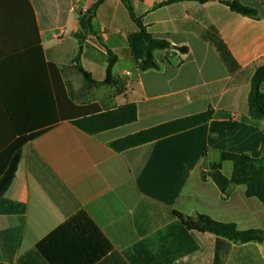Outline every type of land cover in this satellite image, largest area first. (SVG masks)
I'll return each instance as SVG.
<instances>
[{
    "label": "crops",
    "instance_id": "crops-1",
    "mask_svg": "<svg viewBox=\"0 0 264 264\" xmlns=\"http://www.w3.org/2000/svg\"><path fill=\"white\" fill-rule=\"evenodd\" d=\"M97 1L0 0V154L39 131L20 146L0 198V264H264V242L185 230L173 214L264 231V204L244 184L230 183L222 195L200 177L213 163L232 175L222 152L263 153L264 121L248 111L251 77L264 65L261 0H238L257 19L220 0H127L149 34L188 48L154 50L157 67L145 70L146 44L122 0H103L90 13ZM80 48L78 64L95 85L76 67ZM106 48L116 56L111 84L102 83ZM47 64L75 105L103 112L134 104L135 121L93 135L67 119L53 123ZM208 108L206 123L121 151L110 146Z\"/></svg>",
    "mask_w": 264,
    "mask_h": 264
},
{
    "label": "trees",
    "instance_id": "trees-1",
    "mask_svg": "<svg viewBox=\"0 0 264 264\" xmlns=\"http://www.w3.org/2000/svg\"><path fill=\"white\" fill-rule=\"evenodd\" d=\"M103 0H98L92 6L90 13H92L96 6ZM204 2L205 0H198ZM221 3L226 5L231 11L236 12L242 16L250 17L253 19L258 18V10L252 6L245 5L238 0H220ZM124 6L128 10L130 18L136 24L138 32L135 34L145 44V56L139 63V68L145 70L147 68H156L157 65L153 61L152 52L154 50H170L174 49L175 52L185 54L188 48L185 46L176 47L172 46L167 40L163 38H156L149 34L146 27L143 25L140 17H137L127 0H122ZM82 31L87 34L90 28L86 17L79 19ZM80 44L83 42L84 34L82 32L76 33ZM38 55L41 57L40 46L37 47ZM79 49L74 62L78 71L83 75L86 82L91 85L97 84L91 76L83 71L78 64L80 54ZM108 64L106 67V76L103 84H111L114 81L112 76V66L116 61V56L106 48ZM47 69L51 71L53 79V100L51 112L53 114V123L58 120L67 119L72 124L80 128L88 134H96L98 132L121 126L136 119V107L134 104H125L114 110L96 111L93 107H83L75 105L64 93L61 86L58 69L53 64H47ZM264 82V65L257 67L250 80V90L248 94V111L249 115L253 118L261 119L264 121V93L261 90V85ZM212 117V109L208 108L204 112L194 115L178 118L168 121L136 133L127 135L123 138L110 142V146L116 150L123 149L150 142L167 135L197 126L202 123L208 122ZM49 126V125H48ZM39 131L31 133L27 137H22L15 141L0 154V198L10 185L16 167L20 158L19 148L23 142L31 137L37 135ZM221 160H230L233 163L232 175L228 178L221 173V164L213 163L203 166L208 168V173L203 169L200 171V177L205 179L209 176L213 182L218 186L222 195L225 194L226 189L230 183L244 184L246 186V195L255 196L264 204V150L260 158H252L246 153H231L222 152ZM185 230H196L199 232H209L218 237L226 238L234 242H264V231L260 229L239 230L234 223H221L215 221L207 215L195 213L193 215H185L179 212H173Z\"/></svg>",
    "mask_w": 264,
    "mask_h": 264
},
{
    "label": "rangeland",
    "instance_id": "rangeland-1",
    "mask_svg": "<svg viewBox=\"0 0 264 264\" xmlns=\"http://www.w3.org/2000/svg\"><path fill=\"white\" fill-rule=\"evenodd\" d=\"M262 5L264 6V0H261Z\"/></svg>",
    "mask_w": 264,
    "mask_h": 264
}]
</instances>
